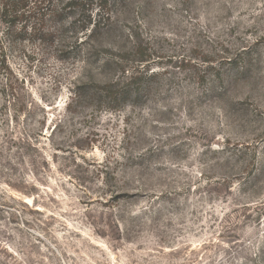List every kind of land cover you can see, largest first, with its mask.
<instances>
[{
	"label": "rangeland",
	"instance_id": "obj_1",
	"mask_svg": "<svg viewBox=\"0 0 264 264\" xmlns=\"http://www.w3.org/2000/svg\"><path fill=\"white\" fill-rule=\"evenodd\" d=\"M1 6L0 264H264V0H111L68 61Z\"/></svg>",
	"mask_w": 264,
	"mask_h": 264
},
{
	"label": "trees",
	"instance_id": "obj_2",
	"mask_svg": "<svg viewBox=\"0 0 264 264\" xmlns=\"http://www.w3.org/2000/svg\"><path fill=\"white\" fill-rule=\"evenodd\" d=\"M110 1L1 0L0 4L7 34L26 31L28 38L37 41L42 49L53 50L56 59L68 61L83 55V46L86 44L93 47L91 41L97 35H103L102 30H106L108 23L102 20L101 11ZM139 68L129 71L123 67L121 70L126 80L113 76L105 80L102 86L90 85L87 90L92 98L105 97L112 108L122 107L131 96L148 87L142 77L146 76L147 79L153 76L151 74L147 77L146 73L150 71L148 68ZM82 93L86 94L84 91ZM74 95L81 93L74 89Z\"/></svg>",
	"mask_w": 264,
	"mask_h": 264
}]
</instances>
